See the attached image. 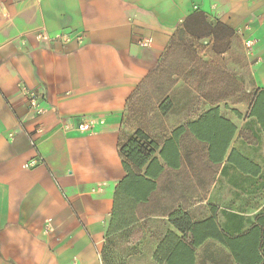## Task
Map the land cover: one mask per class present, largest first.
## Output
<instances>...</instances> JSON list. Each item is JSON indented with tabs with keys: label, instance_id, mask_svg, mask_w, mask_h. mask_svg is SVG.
Masks as SVG:
<instances>
[{
	"label": "crops",
	"instance_id": "obj_1",
	"mask_svg": "<svg viewBox=\"0 0 264 264\" xmlns=\"http://www.w3.org/2000/svg\"><path fill=\"white\" fill-rule=\"evenodd\" d=\"M187 38L199 44L192 58ZM149 86L163 92L143 113ZM261 89L264 0H0V264H111L117 241L165 264L154 251L168 231L182 236L173 210L247 231L264 214V131L249 114ZM24 90L42 94L41 114ZM212 107L235 126L215 163L186 127ZM180 126L178 165L156 151L162 169L136 222L107 235L125 175L120 142L140 129L161 147ZM231 150L259 170H240ZM194 264L236 263L206 239Z\"/></svg>",
	"mask_w": 264,
	"mask_h": 264
},
{
	"label": "trees",
	"instance_id": "obj_2",
	"mask_svg": "<svg viewBox=\"0 0 264 264\" xmlns=\"http://www.w3.org/2000/svg\"><path fill=\"white\" fill-rule=\"evenodd\" d=\"M166 100V99H165ZM235 114L239 115L237 111ZM250 116L258 121L264 131V89L257 90L249 109ZM186 127L199 140L208 144V157L212 162H220L235 132V126L219 116L217 107L204 111L201 116ZM185 127L172 131L161 147L140 129L132 136L122 140L118 150L122 158L124 177L118 182L113 193L112 217L107 229L111 235L136 222L135 207L145 201L155 188V178L162 166L157 157L170 167H176L178 161V137ZM228 161L240 170L256 173L259 168L245 157L231 150ZM145 166L144 172L141 168ZM170 224L182 234L178 236L168 231L154 251V258L165 264H194V248L206 239H212L225 246L236 264H264V214L256 217L251 227L240 234H227L222 231L215 215L200 221H193L182 210H173L168 215ZM190 240H185L186 235Z\"/></svg>",
	"mask_w": 264,
	"mask_h": 264
},
{
	"label": "rangeland",
	"instance_id": "obj_3",
	"mask_svg": "<svg viewBox=\"0 0 264 264\" xmlns=\"http://www.w3.org/2000/svg\"><path fill=\"white\" fill-rule=\"evenodd\" d=\"M200 28V27H199ZM197 30V29H196ZM181 47L185 49L186 53H190L189 55L191 56V58L195 55V52H199V44L197 43V41L193 40L192 38H187L186 40H181L180 43ZM197 45V46H196ZM196 46V48H195ZM171 63V65L173 64V62H169V64ZM196 64L198 66H201L203 64L202 60L199 58V56L197 57L196 60ZM211 91H209L212 95L217 92L216 90L210 88ZM148 92V94H146L145 96L141 97L140 103L138 104V107L140 108L141 112L143 113H152L154 110V104L157 102H160V93L163 92L162 90L157 91V89H154L152 87L149 86L148 90H146ZM165 94V93H164ZM200 95L206 94V92H204V90H200ZM156 98H159L157 102H155ZM200 99L198 97V100L195 99L194 102H199ZM195 107V106H194ZM169 108V102L168 99L162 101L160 103V110H166ZM147 125L149 124V122L146 123ZM116 250H115V254H117V257L114 259V257L110 258V263L111 264H155L152 262V260L150 259V256L148 255V252L145 253H141L140 249H138L136 246H131L132 248H128V250H124L123 245L124 242H115L114 243ZM120 255V256H119Z\"/></svg>",
	"mask_w": 264,
	"mask_h": 264
},
{
	"label": "built area",
	"instance_id": "obj_4",
	"mask_svg": "<svg viewBox=\"0 0 264 264\" xmlns=\"http://www.w3.org/2000/svg\"><path fill=\"white\" fill-rule=\"evenodd\" d=\"M24 95L26 97L27 107L34 115H39L44 111V109L40 106L42 94L34 90H24ZM76 128L83 132L88 130V125L83 121L78 124Z\"/></svg>",
	"mask_w": 264,
	"mask_h": 264
}]
</instances>
